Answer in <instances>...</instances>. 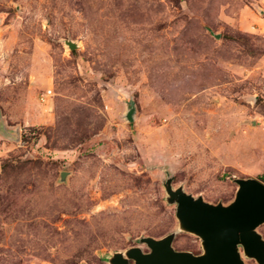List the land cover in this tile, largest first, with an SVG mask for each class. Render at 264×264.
<instances>
[{
  "label": "rangeland",
  "instance_id": "1",
  "mask_svg": "<svg viewBox=\"0 0 264 264\" xmlns=\"http://www.w3.org/2000/svg\"><path fill=\"white\" fill-rule=\"evenodd\" d=\"M167 176L214 204L264 183V0H0V264L148 251Z\"/></svg>",
  "mask_w": 264,
  "mask_h": 264
},
{
  "label": "water",
  "instance_id": "2",
  "mask_svg": "<svg viewBox=\"0 0 264 264\" xmlns=\"http://www.w3.org/2000/svg\"><path fill=\"white\" fill-rule=\"evenodd\" d=\"M218 36V35H216ZM69 49L78 45L64 40ZM134 104L129 102L125 119L134 120ZM67 172L60 173L64 181ZM173 178L163 182L165 201L175 205L177 227L155 238L142 236L139 244L114 251L107 264H246L244 258L264 264V237L258 227L264 223V183L256 178H234L237 188L233 199L224 204L210 203L202 196L187 193L182 185L172 187ZM177 233H187L199 239L200 252L176 250L172 243Z\"/></svg>",
  "mask_w": 264,
  "mask_h": 264
}]
</instances>
